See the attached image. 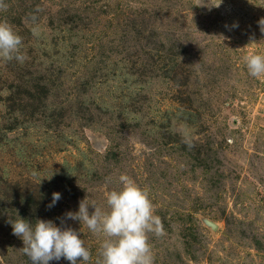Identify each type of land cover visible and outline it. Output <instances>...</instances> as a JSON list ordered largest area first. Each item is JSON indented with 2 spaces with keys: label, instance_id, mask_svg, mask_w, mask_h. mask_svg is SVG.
<instances>
[{
  "label": "rangeland",
  "instance_id": "rangeland-1",
  "mask_svg": "<svg viewBox=\"0 0 264 264\" xmlns=\"http://www.w3.org/2000/svg\"><path fill=\"white\" fill-rule=\"evenodd\" d=\"M196 2L4 0L27 58L0 59V264H31L19 218L76 230L97 264L106 237L66 213L106 210L121 175L161 218L154 264H264V75L244 59L264 0Z\"/></svg>",
  "mask_w": 264,
  "mask_h": 264
},
{
  "label": "clouds",
  "instance_id": "clouds-1",
  "mask_svg": "<svg viewBox=\"0 0 264 264\" xmlns=\"http://www.w3.org/2000/svg\"><path fill=\"white\" fill-rule=\"evenodd\" d=\"M222 3L214 0H197V7L211 10ZM8 5L0 0V10H7ZM260 31L264 33V18L258 21ZM237 25H234V27ZM22 37L7 23H0V59H13L23 63L27 58L21 53ZM249 74L252 77L264 75V55L251 54L244 57ZM119 191L112 190L107 194V209L89 204L85 198L79 203L78 212L66 213V218L79 221L93 234H102L100 257L97 264H154L149 233L164 235L161 218L155 214L147 190L139 187L127 175H121ZM61 199L60 193H53V207ZM94 208L90 214L89 207ZM13 235L21 238L24 247L20 250L28 257L31 264H49L50 261L66 259L70 264H90L92 253L86 246L80 233L67 227H57L49 220L38 219L35 224L19 218L10 221ZM64 223V220H61ZM82 258V259H81Z\"/></svg>",
  "mask_w": 264,
  "mask_h": 264
}]
</instances>
